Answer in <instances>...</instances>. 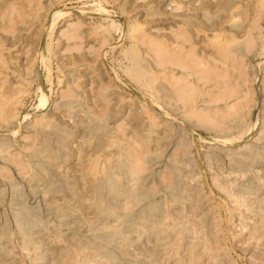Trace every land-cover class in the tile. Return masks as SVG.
<instances>
[{
    "label": "rangeland",
    "instance_id": "374dc122",
    "mask_svg": "<svg viewBox=\"0 0 264 264\" xmlns=\"http://www.w3.org/2000/svg\"><path fill=\"white\" fill-rule=\"evenodd\" d=\"M0 133V264H264V0H0Z\"/></svg>",
    "mask_w": 264,
    "mask_h": 264
},
{
    "label": "bare ground",
    "instance_id": "6f19581e",
    "mask_svg": "<svg viewBox=\"0 0 264 264\" xmlns=\"http://www.w3.org/2000/svg\"><path fill=\"white\" fill-rule=\"evenodd\" d=\"M65 13V12H64ZM64 13H61V15L62 14H64ZM77 13H81V12H78L77 11ZM82 13H84V12H82ZM49 33V32H48ZM50 34H51V30H50V33L47 35V36H49L47 39H49L50 38ZM42 57V60H43V63L45 62L44 60H45V58H43V56H41ZM40 61H41V59H40ZM153 81V80H152ZM190 91H192V90H190ZM186 93V92H185ZM186 94H188V93H186ZM183 95H184V93H183ZM190 99V98H189ZM40 107H44L43 105H46L45 103H46V100H45V98H44V96H41V98H40ZM154 105V104H153ZM154 106H156V105H154ZM156 107H158L159 108V106H156ZM155 107V108H156ZM160 109V108H159ZM23 117V116H22ZM20 118L19 120H22L23 121V119L24 118ZM175 117V116H174ZM19 130V129H18ZM16 133H17V130H12L11 131V133L9 134V137H11V138H14L15 136H16ZM241 141V138H232V139H226V140H221L220 142H221V144H225V145H235V144H237V143H239ZM242 146L243 147H245L246 146V144H242ZM136 171H137V169H136ZM125 211V210H124ZM258 241H259V239H258ZM258 244V243H257ZM260 245V244H259ZM254 246V245H253ZM258 248V247H257ZM256 258V257H255Z\"/></svg>",
    "mask_w": 264,
    "mask_h": 264
},
{
    "label": "water",
    "instance_id": "95a60500",
    "mask_svg": "<svg viewBox=\"0 0 264 264\" xmlns=\"http://www.w3.org/2000/svg\"><path fill=\"white\" fill-rule=\"evenodd\" d=\"M49 24H50V21H48L47 22V28H48V26H49ZM44 39H45V35H43V41H44ZM126 87V86H125ZM176 120H177V118L176 117H174ZM179 122V121H178ZM180 123V125H181V127L182 128H184L186 131H189L190 132V129L188 128V126H186L185 124H183L182 122H179ZM3 133H0V135H2ZM5 135L6 136H8L9 137V134L8 133H5Z\"/></svg>",
    "mask_w": 264,
    "mask_h": 264
}]
</instances>
